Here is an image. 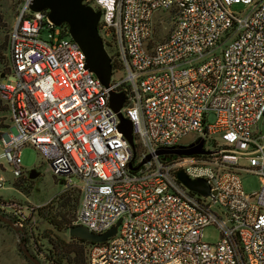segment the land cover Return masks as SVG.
<instances>
[{
    "label": "built area",
    "instance_id": "built-area-1",
    "mask_svg": "<svg viewBox=\"0 0 264 264\" xmlns=\"http://www.w3.org/2000/svg\"><path fill=\"white\" fill-rule=\"evenodd\" d=\"M29 2L9 30L0 77L9 123L0 158L20 177L21 149L35 147L63 190L79 193L73 224L100 234L118 222L107 240L88 243L87 264H264V0H83L100 11L108 88L62 25ZM108 89L125 94L134 152ZM187 136L211 152L153 154L129 168ZM178 170L205 180L208 194ZM241 172L258 176V190H242ZM17 212L0 200V214L22 227ZM209 224L213 243L203 239Z\"/></svg>",
    "mask_w": 264,
    "mask_h": 264
},
{
    "label": "rangeland",
    "instance_id": "rangeland-1",
    "mask_svg": "<svg viewBox=\"0 0 264 264\" xmlns=\"http://www.w3.org/2000/svg\"><path fill=\"white\" fill-rule=\"evenodd\" d=\"M24 2L25 0H0V74L9 68V30ZM231 9L242 12L245 6L234 4ZM106 50L109 52L110 49L106 47ZM117 76L120 74H114V77ZM8 124L7 113L0 96V133L6 131ZM256 128L261 133L264 132V116L258 121ZM189 140L188 136L183 139L185 142ZM20 157L23 168L20 177H14L8 164L0 158V176L5 179L0 187V200L6 201V205L11 206L12 211H18L17 213H21L23 217L21 232L0 221V264H34L24 255L19 245L23 240L26 248L42 264H48L47 257L53 250L52 246L64 248L65 253L66 250L70 251L68 253L70 257L73 256V249L79 250L82 252L79 257L82 264H87L88 243L73 239L68 234V226L73 224L79 204L78 201L74 205L71 196L78 191L63 190V184L52 173L43 154L35 147L24 146ZM31 169L38 172L33 178L29 177ZM239 176L245 193L258 190L259 178L256 174L241 172ZM73 182L80 184L75 177ZM66 196L69 200L65 198ZM218 238L219 231L215 225L209 224L203 228L204 240L213 243Z\"/></svg>",
    "mask_w": 264,
    "mask_h": 264
},
{
    "label": "water",
    "instance_id": "water-1",
    "mask_svg": "<svg viewBox=\"0 0 264 264\" xmlns=\"http://www.w3.org/2000/svg\"><path fill=\"white\" fill-rule=\"evenodd\" d=\"M83 0H30L28 8L34 11L47 10L48 18L55 25L67 26V33L79 45L85 53L87 67L96 75L101 84L109 87L112 66L111 58L102 42L98 31L97 21L100 15L99 10H94L91 6L82 2ZM3 77V73L0 74ZM108 104L113 111L116 112L119 119L118 130L122 132L128 140L134 152L135 146L132 137V125L128 118L124 117L120 112V108L125 100V94L122 91L108 89ZM211 150L203 147L201 138L175 146L159 147L154 153H147L136 165H132L129 161L128 166L131 170H137L142 164L147 162L153 154L156 155H193L208 154ZM133 159V158H132ZM38 174L35 169L29 171V177L33 178ZM176 177L189 189L199 192L200 194H208L209 187L205 180L197 178L190 179L182 170L176 172ZM0 221L8 224L17 232L22 231V227L13 224L11 219L0 214ZM118 222L107 231L96 234L89 231L85 226L72 224L68 227L69 236H76L91 242H101L107 240L116 232ZM20 247L24 255L34 264H42L30 251L26 248L24 240L20 242Z\"/></svg>",
    "mask_w": 264,
    "mask_h": 264
},
{
    "label": "trees",
    "instance_id": "trees-1",
    "mask_svg": "<svg viewBox=\"0 0 264 264\" xmlns=\"http://www.w3.org/2000/svg\"><path fill=\"white\" fill-rule=\"evenodd\" d=\"M62 27L64 29V31L67 33V26L65 23L62 24ZM68 34V33H67ZM112 67H114L113 63H112ZM73 199V204L76 205L79 201V194H74L71 196ZM67 200H69L68 196L65 197ZM69 202V201H68ZM69 204V203H67ZM70 205V204H69ZM71 224V223H70ZM72 225V224H71ZM70 225V226H71ZM69 227V226H68ZM73 239H77L81 242H86V243H91V241L88 240H84L82 238L76 237V236H72ZM53 247V250L51 253H48V264H82V259H80V254L82 255V252H80L79 250L73 249V256L70 257L69 256V252L68 250H66V253L64 252V248L62 247ZM63 259H65V261L63 262Z\"/></svg>",
    "mask_w": 264,
    "mask_h": 264
},
{
    "label": "flooded vegetation",
    "instance_id": "flooded-vegetation-1",
    "mask_svg": "<svg viewBox=\"0 0 264 264\" xmlns=\"http://www.w3.org/2000/svg\"><path fill=\"white\" fill-rule=\"evenodd\" d=\"M189 142H191V141H188V142H185V143H189Z\"/></svg>",
    "mask_w": 264,
    "mask_h": 264
}]
</instances>
